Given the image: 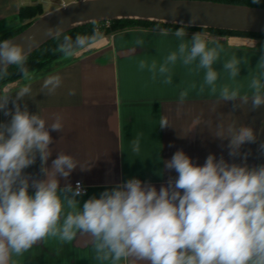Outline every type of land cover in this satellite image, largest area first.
Segmentation results:
<instances>
[{"label": "clouds", "instance_id": "1", "mask_svg": "<svg viewBox=\"0 0 264 264\" xmlns=\"http://www.w3.org/2000/svg\"><path fill=\"white\" fill-rule=\"evenodd\" d=\"M198 19L192 16L189 25ZM174 34L182 41L177 51L158 69L153 62L149 71L165 76L168 64L178 59L184 65L198 60V67L206 70L204 83L215 92L218 72L213 64L219 58L218 47H210L200 32L192 34L190 43L183 42L187 35L183 27ZM47 35L59 37V27L49 28ZM99 35L98 30L92 36L78 34L74 41L65 35L57 50L70 56ZM28 39L29 46L36 42L34 37ZM27 56L25 47L15 40L0 41V74L15 65L26 76ZM238 64L233 57L223 68L234 78L239 74ZM140 67L146 65L141 62ZM165 83H171V76ZM59 85L57 76L47 79L43 87L52 91ZM250 88L254 90L252 108L264 106V72L251 80ZM29 91L24 87L14 99L0 97V112L7 118L0 121V264H10L13 254L29 250L46 237L70 243L80 232L90 236L96 258L112 264H264V164L250 166V150L241 151L257 142L253 128L229 125L226 136L221 128L216 138L228 141L231 160L210 153L199 165L177 150L163 161L164 169L177 175L169 177L159 190L150 182L130 178L81 206L77 198L86 189L79 181L73 186L69 177L77 168L86 171L88 166L79 167L72 156L63 153L56 154L49 166L53 156L50 145L54 143L50 131H62V117L58 115L55 122L46 125L23 102ZM220 96L233 102V110L238 108V98L243 103L249 100L227 86ZM168 126L162 118L160 128ZM133 150H139L138 142ZM258 151L264 155V141H260ZM38 159L39 172H27ZM62 180L67 181L63 186Z\"/></svg>", "mask_w": 264, "mask_h": 264}, {"label": "crops", "instance_id": "2", "mask_svg": "<svg viewBox=\"0 0 264 264\" xmlns=\"http://www.w3.org/2000/svg\"><path fill=\"white\" fill-rule=\"evenodd\" d=\"M23 5L21 0H0V33L19 26L18 14ZM175 32L154 27L125 28L0 87V97L12 99L20 89L28 87L30 91L23 102L46 125L55 122L58 115L62 117V131H50L54 143L50 145L53 156L49 166L58 153L72 156L79 167L88 166L86 171L77 168L69 177L73 186L77 181L86 186L84 195L77 198L81 206L90 197H99L106 188L130 178L150 182L159 190L169 177L177 175L174 170H165L163 164L177 150H183L199 165L210 153L231 160L228 141L216 138L221 128L226 136L229 125L254 129L257 142L243 146L241 151L250 150V166L264 164V155L258 151L260 141H264V106L252 108L254 90L250 88L251 80L264 72V44L241 35L200 32L210 47L220 50L213 64L218 72L213 92V86L204 83L206 70L198 67V60L184 65L178 59L175 64H168L169 73L165 76L158 71L154 76L149 71L153 62L158 69L170 53L177 51L182 41ZM185 32L183 42L190 43L195 32ZM233 57L239 61V74L234 78L223 68ZM141 62L146 65L143 69ZM57 76L59 87L52 91L43 87L47 79ZM168 76L171 83H165ZM225 86L230 91L237 90L240 98L247 95L248 102L238 98V108L233 110V102L220 96ZM71 91L75 95H69ZM162 118L167 119L168 127L160 128ZM6 119L0 112V121ZM135 142L139 144L138 151L133 150ZM26 171L38 173L39 159ZM66 182L62 180L61 186ZM10 264L112 261L98 260L90 236L80 232L70 243L46 237L29 250L13 254Z\"/></svg>", "mask_w": 264, "mask_h": 264}, {"label": "water", "instance_id": "3", "mask_svg": "<svg viewBox=\"0 0 264 264\" xmlns=\"http://www.w3.org/2000/svg\"><path fill=\"white\" fill-rule=\"evenodd\" d=\"M194 15L199 19L189 25ZM122 19L264 35V9L259 7L211 0H76L37 17L9 39L29 55L53 39L47 35L49 28L59 27L62 35L80 25ZM29 37L36 41L31 46Z\"/></svg>", "mask_w": 264, "mask_h": 264}, {"label": "trees", "instance_id": "4", "mask_svg": "<svg viewBox=\"0 0 264 264\" xmlns=\"http://www.w3.org/2000/svg\"><path fill=\"white\" fill-rule=\"evenodd\" d=\"M209 1V0H206ZM220 3H230L235 5H246L250 7H259L264 9V0H261L260 4H254L253 0H211ZM45 14L43 12L41 4L33 3L32 5H23L21 6L18 14V18L20 19V24L17 27L12 29L6 30L4 33H0V41L4 39H9L15 35H17L20 31L25 29L29 26L37 17ZM164 28L170 30H177L181 27L185 29V31L191 32H202V33H214L219 35H235V36H259L264 38L263 34H251V33H244V32H235V31H219L213 29H205V28H192L187 26H177L171 24H161L157 22H148V21H141V20H125L122 19L121 21H112L108 24L106 23H93V24H84L80 25L77 28L72 30L66 31L64 34L59 35L57 38H53L49 40V42L45 43L39 49L35 50V52L29 54L26 60V68L27 73L35 71V69L42 67L50 62L60 59L65 56L63 52L58 51V47L60 44L63 43V38L65 35L70 36L73 41L75 40L76 36L79 35H87L92 36L95 31H99L100 35L97 39L107 36L108 34L122 31L125 28ZM96 39V40H97ZM80 48H76L73 52L79 50ZM22 76L21 72L19 71L18 67L15 65H11L6 69V74H0V87L6 85L8 82L16 80Z\"/></svg>", "mask_w": 264, "mask_h": 264}, {"label": "rangeland", "instance_id": "5", "mask_svg": "<svg viewBox=\"0 0 264 264\" xmlns=\"http://www.w3.org/2000/svg\"><path fill=\"white\" fill-rule=\"evenodd\" d=\"M21 1L25 5H32L33 4V2H32L33 0H21ZM66 1L72 2V1H76V0H66ZM61 2H62V0H41V1L39 0L38 4H41L43 11H47L50 8L61 6L62 5ZM35 3H37V2H35ZM246 37H250L252 39H257L259 43L264 44V38H262V37H259V36L252 37V36H247V35H246Z\"/></svg>", "mask_w": 264, "mask_h": 264}, {"label": "built area", "instance_id": "6", "mask_svg": "<svg viewBox=\"0 0 264 264\" xmlns=\"http://www.w3.org/2000/svg\"><path fill=\"white\" fill-rule=\"evenodd\" d=\"M61 3H62V6H63V5H67V4H69V1L62 0V2H61ZM108 23H110V22H107L106 24H108ZM206 35H207V34H206ZM79 182H81V181H79ZM76 183H77V182H75V183H74V186L76 185ZM81 184H82V185H83V187L86 189V186H85V184H83L82 182H81ZM85 192H86V191H85Z\"/></svg>", "mask_w": 264, "mask_h": 264}]
</instances>
